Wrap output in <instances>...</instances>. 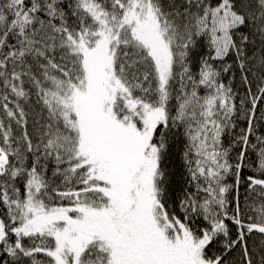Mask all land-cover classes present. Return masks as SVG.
I'll return each instance as SVG.
<instances>
[{
	"label": "snow or ice",
	"instance_id": "obj_1",
	"mask_svg": "<svg viewBox=\"0 0 264 264\" xmlns=\"http://www.w3.org/2000/svg\"><path fill=\"white\" fill-rule=\"evenodd\" d=\"M0 264H264V0H0Z\"/></svg>",
	"mask_w": 264,
	"mask_h": 264
}]
</instances>
